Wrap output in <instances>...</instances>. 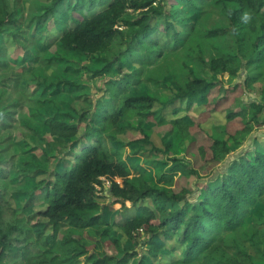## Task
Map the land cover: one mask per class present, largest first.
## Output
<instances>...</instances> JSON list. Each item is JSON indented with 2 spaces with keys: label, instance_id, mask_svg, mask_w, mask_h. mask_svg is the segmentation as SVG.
Instances as JSON below:
<instances>
[{
  "label": "trees",
  "instance_id": "trees-1",
  "mask_svg": "<svg viewBox=\"0 0 264 264\" xmlns=\"http://www.w3.org/2000/svg\"><path fill=\"white\" fill-rule=\"evenodd\" d=\"M25 1L28 15L23 19L28 24L24 27L23 0H0V33L11 37L16 44L11 58L8 49L0 47V101L12 89L11 83L16 90H26L32 85L33 79L24 85V78H13L17 60L31 57L33 50L45 46L44 42L66 54L101 61L103 67L93 72L92 80H109L96 104L92 86L67 83L74 103L57 104L56 118L49 123L51 137L56 141L48 145L74 161L70 167L55 173V180L44 189L31 193V197L43 201L46 208L42 215L49 220L52 235L34 240L36 224L28 227L19 219V211L7 201L11 171L17 160L15 155L6 157V152L0 150V264L12 249L22 255L25 250H34L28 258L30 264H75L82 258L88 264H150L147 255L140 258L136 250L125 247L119 240H111L117 225L104 219L97 201V188L105 189L103 180L110 182L112 197L123 207L126 202L137 206L148 198L152 200L154 209L143 206L138 210L140 216L118 225L128 240L141 245L150 256L157 258L163 252L155 239L164 236L172 241L177 239L184 247L183 258L172 264H259L244 249L249 242L264 262V221L255 223L250 231L242 229L252 211L264 205V152L259 149L253 154L250 150L242 153L230 163L221 180L205 183L203 198L198 202L188 188L176 186L179 173L183 178L209 176L212 172L209 163H225L232 156L233 146L242 147L251 132L264 125L260 118L264 105L248 107L239 99L256 83L264 82V0H203L221 9L227 20V26L210 30L206 35L203 30L199 33L201 28L196 24H185L186 10H168L165 3L169 0ZM198 2L181 0L185 8L196 7ZM174 5L179 6L178 2ZM64 14L68 15V21L63 20ZM54 27H58L60 38H38L39 28L52 31ZM198 34L203 39L224 41V47L213 45L218 57L210 64L202 57L204 45ZM187 47H190L188 58L197 53L203 69L207 68L213 75L229 74L236 79L244 69L249 76L244 85L220 98L223 88L220 82H208L190 69L188 80L178 82V94L173 102L186 101L187 109L205 102L208 110L199 122L186 118L168 121L152 111L154 98L131 93L136 76L125 71L130 65L153 67L168 52ZM41 62L54 68L59 65L58 57ZM149 80L143 83H150ZM95 91L100 90L95 88ZM261 94L264 102V90ZM76 102H80L79 107L75 106ZM19 106L0 107V134L15 122L16 112L12 110ZM215 111L227 114L220 136L206 135L196 129ZM143 117L159 127L170 126L169 134L178 133L196 154L193 167L172 159V166L161 176L159 186H151L144 176L131 178L121 153L109 146V141L128 134L121 122ZM138 133L142 138L135 141L150 143V136L142 126ZM198 134L205 136L203 142ZM22 173V178L32 175L25 170ZM119 179L121 183L117 182ZM176 206L180 208L169 210ZM188 209H193V213L189 214ZM142 234L147 237L144 242H141ZM235 235L238 238L230 246L224 244ZM220 253L230 259L218 258Z\"/></svg>",
  "mask_w": 264,
  "mask_h": 264
},
{
  "label": "rangeland",
  "instance_id": "rangeland-1",
  "mask_svg": "<svg viewBox=\"0 0 264 264\" xmlns=\"http://www.w3.org/2000/svg\"><path fill=\"white\" fill-rule=\"evenodd\" d=\"M176 2H178L179 6L174 5ZM27 4L23 0L21 22L24 27L28 24L27 20L23 19V16L28 15ZM165 5L171 12H175L177 9L186 10L187 18L185 24H196L198 28H201L199 33L204 31L206 35V32L210 30L227 26V20L222 10L213 6L210 1L200 0L196 7L192 8H185L181 0H169ZM62 18L65 21L69 20L67 14H64ZM57 28L54 27L52 31H43L39 28L37 31L38 38H60L61 34ZM178 30L181 31L182 28L178 27ZM197 37L198 40L200 38L201 44L204 45L202 57L207 64H210L212 59L218 57V51L212 48L213 45L217 43L218 47H224V41L223 39H211L208 37L203 39L204 36L200 37L199 34ZM44 44V47L41 46L38 50H33L31 57L25 56L17 60L13 78H24V85L29 79H33L32 85L27 87L26 90L19 88L16 90L14 89L15 85L11 83L12 89L9 90L8 94H4L5 97L0 101V107L20 104L19 107L12 110L16 112L14 116L15 122L0 134V150L6 152L4 153L6 157L15 155L17 160L16 167L11 171L12 178L6 198L11 206L19 211V219L23 220L28 227L31 224H36L33 234L34 240H38L40 236L52 235L53 229L49 220L42 215L46 208L43 201L37 197H31V193L38 188L44 189L50 182L55 180V173L62 172L70 167L71 162H74L72 157L57 153L54 148L48 145L49 142L56 141L55 138L51 137L49 123H51L53 118H56L57 104L74 103L71 91L67 85L70 82L92 86L94 88L92 99L96 104L104 95L106 83L109 80L108 78L92 80L93 72L103 67L101 61L66 54L61 49L51 46L50 42H44ZM0 47H6L10 58L13 57L16 44L11 37L0 33ZM189 48L187 47L183 51L178 52H168L166 57L153 67L130 65L125 71L126 74L136 76V83L132 86L131 93L136 96L154 98L156 102L152 111L168 121L186 118L187 120L193 119L199 122L198 120L208 110L205 102L198 103L191 109H187L186 101L173 102L176 94H178V82L188 80L190 69H193L198 77L208 82H220L223 86L220 98L229 96L237 86L244 85L249 76L244 69H241L240 76L236 79L229 74L213 75L207 68L203 69L201 62L196 57L197 53H194L193 57L188 58ZM40 57H44V59L58 57L59 65L56 68L44 66L41 62L44 59H40ZM249 73L251 76L250 70ZM148 79L151 80H149L150 83H143ZM95 88L100 91L96 92ZM263 90L264 82H258L250 90L243 92L239 99L243 100L248 107L253 104L264 105L261 94ZM76 103L75 106L79 107L80 102L79 104L78 102ZM65 107L67 108V106ZM226 117L225 111L211 112L210 116L196 129H200L206 135L220 136L222 128L226 124ZM260 118L264 120V113ZM120 126L126 127L128 134H121L115 140L109 141V146L112 150L121 153L123 162L128 165L131 178L144 176L145 181L151 186H159L161 176L172 166V159H178L182 164L190 167L194 166L196 154L191 144L182 140L178 133L169 134L171 132L170 126L159 127L151 119L149 121L144 117L121 122ZM139 126H142L146 134L150 136V143L145 144L135 141L142 138L138 133ZM198 136L199 140L203 142L205 136L202 135L200 137L199 134ZM259 149L264 152V125L261 128L257 127L254 129L249 140L244 142L242 147L233 146L232 156L225 163L219 165L209 163L212 171L209 176L191 175L183 178L179 173L176 179V186L188 188L195 194V199L198 202L199 199L203 198L201 196L205 183L211 179L215 181L217 179L221 180L230 163L238 159L242 153L250 150L253 154ZM23 170L32 172V175L22 178ZM103 182L106 189L97 188V201L100 206V213L104 216V219L109 224L117 225H115L111 240H119L125 247L136 250L140 258L147 255L150 264H172L176 260L183 258L184 247L177 243V239L172 241L164 236L157 237L155 241L163 247V252L157 258L150 256L141 245L137 246L128 240L121 233L118 225L124 223L128 218L140 216L138 210L143 206L154 209L152 200L148 198L137 206L126 202L123 207V204L117 203L112 197L109 191L110 183L107 180H103ZM117 182L121 183L122 181L119 179ZM3 186L5 187L6 185L4 184ZM177 208L180 207L176 206L173 210L171 208L169 210L174 212ZM155 212L158 214L156 210ZM188 213L192 214L193 209H188ZM263 221L264 205H258L252 211L242 229L243 231H250L255 223ZM146 238L142 234L141 242H144ZM237 238L235 235L231 239H227L224 244L230 246ZM244 249L248 250V254L253 257V262L264 264L262 255L257 252L251 242L246 243ZM262 250L264 249L262 248ZM34 252V250L30 252L25 250L24 255H22L18 250L12 249L8 252L3 264H30L28 258H31ZM218 258L230 259L228 256L224 257L223 253H220ZM231 258H235V255L231 254ZM75 264H88V262L86 258H82Z\"/></svg>",
  "mask_w": 264,
  "mask_h": 264
},
{
  "label": "clouds",
  "instance_id": "clouds-1",
  "mask_svg": "<svg viewBox=\"0 0 264 264\" xmlns=\"http://www.w3.org/2000/svg\"><path fill=\"white\" fill-rule=\"evenodd\" d=\"M244 18H245V20H247V19H248V16H247V14H245V17H244Z\"/></svg>",
  "mask_w": 264,
  "mask_h": 264
},
{
  "label": "built area",
  "instance_id": "built-area-1",
  "mask_svg": "<svg viewBox=\"0 0 264 264\" xmlns=\"http://www.w3.org/2000/svg\"><path fill=\"white\" fill-rule=\"evenodd\" d=\"M110 183V182H109ZM99 188H101V187H99ZM104 188L106 189V187L104 186Z\"/></svg>",
  "mask_w": 264,
  "mask_h": 264
}]
</instances>
